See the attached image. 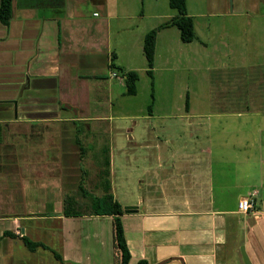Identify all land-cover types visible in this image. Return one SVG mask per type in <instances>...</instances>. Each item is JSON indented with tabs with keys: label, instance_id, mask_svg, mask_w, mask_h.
<instances>
[{
	"label": "crops",
	"instance_id": "crops-1",
	"mask_svg": "<svg viewBox=\"0 0 264 264\" xmlns=\"http://www.w3.org/2000/svg\"><path fill=\"white\" fill-rule=\"evenodd\" d=\"M161 2L12 0L11 18L7 24L0 22V264H116L112 218L93 214L92 199L108 193L122 204L113 194L108 147L97 146L94 135L89 134L94 129L89 121L97 118L85 116L89 111L80 100L79 93L86 86L80 89L79 85L90 76L77 69L92 65L88 61L97 62L100 54L111 53L117 75L107 72L105 76L118 83L110 81L107 87L124 86L126 71L146 70L142 53V38L149 30L146 19L152 23L156 19L149 26L154 28L175 14L165 11ZM184 2L192 20L203 17L220 23L213 28L218 33L223 24L264 15V0H194L195 9L188 0ZM113 20L119 24L113 27L109 43ZM158 38L165 49L164 62L169 63L170 57L194 62L197 52L195 46H189L195 36L182 42L177 29L168 26L156 32L152 67ZM184 92L187 101L183 113L176 116L187 120V139L183 132L171 133L177 140L155 133L156 165L139 185L154 180L156 205L147 209L136 205V211L120 215L129 251L127 264L139 259L148 264H243L239 246L251 264H264V192L256 188L264 189V171L259 167L254 185L237 183L247 178L244 175L228 185L220 173L215 192L211 176L213 159L223 162L222 153L228 147L248 149L264 167V131L256 126L252 139L231 142L227 137L233 129L221 123L226 113L194 110L189 91ZM229 114L241 118L248 112ZM201 117L220 120L198 121ZM235 126L234 130H243L242 123ZM24 132L34 139L25 138ZM179 144L189 149L176 158L177 150L171 147ZM92 145L94 149H90ZM238 161L242 160L238 157ZM24 185L34 190L51 185L56 195H34L42 203L29 208L25 201L35 200L22 195ZM227 185L236 190L231 203H225ZM147 187L151 189L152 183ZM242 197L253 199L252 208L245 213L237 210ZM43 208L51 212H30ZM64 208L77 214L64 215ZM236 227L242 234L235 240ZM23 237L39 245L29 249Z\"/></svg>",
	"mask_w": 264,
	"mask_h": 264
},
{
	"label": "rangeland",
	"instance_id": "rangeland-1",
	"mask_svg": "<svg viewBox=\"0 0 264 264\" xmlns=\"http://www.w3.org/2000/svg\"><path fill=\"white\" fill-rule=\"evenodd\" d=\"M162 2L165 11L175 13L166 0ZM190 3L195 9L194 0H188L189 5ZM118 21L113 20L110 25L109 43H112L111 32H113V27L118 26ZM146 21V25H143L149 29L152 28L149 26L157 22L155 19L152 23L150 18ZM219 25L220 23L207 21L203 17H194L195 40L189 47L194 48L195 46L197 53L194 54V62L191 63L179 59L176 61L175 57L173 59L170 57L169 63L164 62L162 54L165 49L161 38H158L157 54L151 76L146 73V70L138 71L134 94H126L124 86L118 84L107 87L110 81L118 83L114 81V78L105 76L107 72H116V60L111 53L98 55L97 62L88 61V65L92 64L89 67L86 64L78 67L77 72L87 73L90 76L84 80V84L79 85L80 89L86 86V89L79 93L80 100L84 101V106L89 111L85 116L97 118L89 121L94 126L89 134L94 135L97 146L103 143V148L108 147L113 194L122 204L121 206L138 205L140 209H147L156 205L154 180L150 182L148 180L146 186L142 185L141 188L139 185L146 182L145 179L153 173L149 169L155 168L156 165L155 156L158 148L156 143L158 141L154 137L155 133L177 140L179 138L172 137L171 133L183 132L184 140L187 139L186 126H184L187 120L176 116L183 113L182 106L187 101V93L184 90L189 91L188 101L192 109L205 113H226L221 123L233 129L232 133L228 134L229 141L239 142L241 138L252 139L254 137L252 132L256 126H260L264 131V15L237 19L233 25L223 24L220 33L217 31L218 28L213 29ZM104 38L103 36V40ZM199 40L204 41L205 44H199ZM107 56L109 59L106 65ZM81 64L84 62L82 61ZM233 65L238 67L231 68ZM252 83L253 90L250 92ZM256 111L261 114H252ZM230 112H248V114L237 118L230 116ZM170 114H172L171 117H169ZM218 120L220 118L201 117L198 119V121L208 123ZM236 123L243 124L242 131L234 130ZM81 128L80 126L78 130ZM249 132L251 135L248 134ZM29 136L30 132H24L25 138L34 139ZM99 148L101 149L102 146ZM164 148L168 147H162ZM171 148L177 150L176 158L185 156L189 149L185 144ZM90 149H94V145ZM248 151V149L228 147L222 153L223 162L218 163L213 159L211 176H213L214 192L220 185L218 180L220 173L223 174L228 185L234 184L235 179L243 175L247 178L238 180L237 183L244 182L254 185L257 182L259 167L262 173L264 167H261V163L258 165ZM172 152L171 149H167V153L172 154ZM238 157L242 161L239 162ZM102 160L104 159H100V162ZM150 183H152L151 189L147 187ZM228 185L225 203H231V198L236 193L233 186ZM256 188L263 194L264 189L261 186ZM21 191L24 197L29 196L35 200L25 201L29 208L41 205L42 202L36 201L35 196L49 198L56 195L51 185L35 190L31 186L24 185ZM216 196L212 195V197ZM30 212L48 213L51 211L43 208ZM236 229L232 230L236 233V235L234 233L235 240L242 234L239 227ZM238 252L240 254V246Z\"/></svg>",
	"mask_w": 264,
	"mask_h": 264
},
{
	"label": "trees",
	"instance_id": "trees-1",
	"mask_svg": "<svg viewBox=\"0 0 264 264\" xmlns=\"http://www.w3.org/2000/svg\"><path fill=\"white\" fill-rule=\"evenodd\" d=\"M168 6L175 10V14L154 28L144 33L142 38V53L146 61V73L151 76L154 40L157 30L168 26H173L178 31V36L182 42H190L194 38L192 17L186 14L184 0H167ZM11 18V0H0V22L7 24ZM138 78L137 72L129 70L123 73V83L126 94H134L135 83ZM70 201V199H68ZM92 213L95 215H109L112 218V230L114 247L116 250V264H127L129 251L126 246L123 229L120 221V215L123 213L121 205L112 198L111 194L105 193L92 199ZM64 215L77 214V211L63 209ZM7 234V233H6ZM24 244L32 249L39 245L38 242L30 241L28 238H22ZM135 264H148L146 260L139 259Z\"/></svg>",
	"mask_w": 264,
	"mask_h": 264
},
{
	"label": "built area",
	"instance_id": "built-area-1",
	"mask_svg": "<svg viewBox=\"0 0 264 264\" xmlns=\"http://www.w3.org/2000/svg\"><path fill=\"white\" fill-rule=\"evenodd\" d=\"M111 75H117V73L112 72ZM253 206V199L251 197H242L237 201V210L239 212H247Z\"/></svg>",
	"mask_w": 264,
	"mask_h": 264
},
{
	"label": "water",
	"instance_id": "water-1",
	"mask_svg": "<svg viewBox=\"0 0 264 264\" xmlns=\"http://www.w3.org/2000/svg\"><path fill=\"white\" fill-rule=\"evenodd\" d=\"M11 6H12V0H11ZM122 209H123V212H125V213H131V212L136 211V206H134V205H125V206H123ZM240 256H241L243 264H251L249 259H248V257H247V255H246V253L244 252L243 247H240Z\"/></svg>",
	"mask_w": 264,
	"mask_h": 264
}]
</instances>
